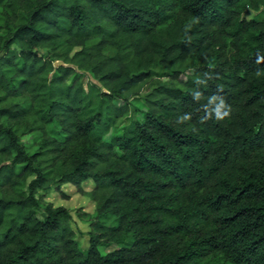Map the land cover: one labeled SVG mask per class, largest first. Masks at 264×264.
I'll list each match as a JSON object with an SVG mask.
<instances>
[{
	"label": "trees",
	"instance_id": "obj_1",
	"mask_svg": "<svg viewBox=\"0 0 264 264\" xmlns=\"http://www.w3.org/2000/svg\"><path fill=\"white\" fill-rule=\"evenodd\" d=\"M0 8V264H264V0Z\"/></svg>",
	"mask_w": 264,
	"mask_h": 264
},
{
	"label": "rangeland",
	"instance_id": "obj_2",
	"mask_svg": "<svg viewBox=\"0 0 264 264\" xmlns=\"http://www.w3.org/2000/svg\"><path fill=\"white\" fill-rule=\"evenodd\" d=\"M253 12H249V16H253ZM3 24V15H2V9L0 8V26ZM0 32L2 30L0 29ZM60 62H56V64H59ZM155 78H162L164 80H168L167 76H164L162 71L156 70L154 74ZM92 80L90 76L85 77V81ZM147 89L144 88L142 93L143 96L146 95ZM137 105V104H136ZM140 105V104H138ZM137 105V106H138ZM141 116V113L139 111H132L128 118H126L125 123H123L121 126H118L115 129V133H122V129L124 125H130L132 126V121L138 119ZM49 131L57 136L62 137L60 127L57 124H52L49 126ZM41 134L39 132H34L32 134L26 135L22 138V143L25 145L27 151L29 153H33L37 150V143L40 140ZM84 189L86 191H89L93 187V182L88 181L83 185ZM41 193H44L45 199L48 202L53 203L54 206H65L69 210H71L73 215V221H72V227L76 232V238L79 242V245L83 251H86L89 247V231H90V223H89V217L85 216L84 218H81L77 215V210L80 209L83 213L89 214V216H93L95 213V202L88 196L83 193H79L77 189L72 185H65L62 188V191H56L54 186L48 189L46 192L42 191ZM66 195V196H64ZM39 215H43L42 210H39Z\"/></svg>",
	"mask_w": 264,
	"mask_h": 264
},
{
	"label": "clouds",
	"instance_id": "obj_3",
	"mask_svg": "<svg viewBox=\"0 0 264 264\" xmlns=\"http://www.w3.org/2000/svg\"><path fill=\"white\" fill-rule=\"evenodd\" d=\"M225 107L227 108L226 111L223 110ZM216 112H217V119L223 120L230 115L231 109L225 104V102L222 101L221 105L217 108Z\"/></svg>",
	"mask_w": 264,
	"mask_h": 264
}]
</instances>
